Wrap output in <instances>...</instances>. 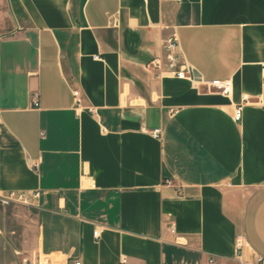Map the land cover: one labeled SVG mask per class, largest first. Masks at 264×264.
<instances>
[{
    "label": "crops",
    "instance_id": "obj_1",
    "mask_svg": "<svg viewBox=\"0 0 264 264\" xmlns=\"http://www.w3.org/2000/svg\"><path fill=\"white\" fill-rule=\"evenodd\" d=\"M263 68L264 0H0V264L264 258Z\"/></svg>",
    "mask_w": 264,
    "mask_h": 264
},
{
    "label": "built area",
    "instance_id": "obj_2",
    "mask_svg": "<svg viewBox=\"0 0 264 264\" xmlns=\"http://www.w3.org/2000/svg\"><path fill=\"white\" fill-rule=\"evenodd\" d=\"M179 46L180 43H179L178 34L176 32H173L169 37H167L163 41V53H164L163 57L154 58L147 65V68L149 67L155 69L160 73L163 67L165 66L166 72L172 77L178 79H188L193 82L200 81V77L195 74V70L193 69V67H191L186 63L181 62ZM262 76L264 78V68L262 70ZM206 85L210 89H215L224 96L230 95L232 90V84L230 80L210 81V82H206ZM73 95L75 98V106L77 107V109H81L83 105V97L81 91L79 89H74ZM34 105L35 107L39 106L38 99H35ZM88 110L92 113L95 112L94 108H88ZM242 117H243V105H238L235 108L234 120L236 122H240L242 120ZM152 134L155 137H160L162 134V129L160 128L154 129L152 131ZM166 184L171 185L172 181H166ZM39 196H40L39 191H35V192L9 191L0 194V204L3 206H8L12 204L31 206L33 205L34 201L39 198ZM167 227L171 232V234H173L176 237L177 239L176 242L180 243L179 237H177L175 223L171 221L167 225ZM94 234L95 237H99V231H95ZM243 243H244L243 238L240 236L237 237L236 239L237 252L242 250ZM73 264H81V262L75 261ZM119 264H129L128 257L122 256ZM205 264H225V263L220 262L216 255H209ZM237 264H264V258L257 257L253 262H240Z\"/></svg>",
    "mask_w": 264,
    "mask_h": 264
}]
</instances>
